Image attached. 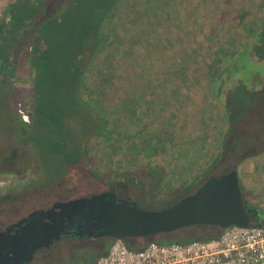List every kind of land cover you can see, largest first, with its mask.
<instances>
[{"label":"rangeland","instance_id":"rangeland-1","mask_svg":"<svg viewBox=\"0 0 264 264\" xmlns=\"http://www.w3.org/2000/svg\"><path fill=\"white\" fill-rule=\"evenodd\" d=\"M15 1L0 0V22ZM176 1L183 7L179 9V3L174 2L180 10L178 20L166 15L164 24L163 21L159 24L165 46L163 48L159 46L161 54L158 57L165 58L171 55L187 57L184 51L188 50V53L193 55V58L186 63L188 65L186 69H192L190 77L173 75V78H170L171 71L161 67L154 70L151 75L155 78L161 72L154 85L140 86L138 89L132 79L121 75L119 65L114 66L106 74L115 72L113 80H120L125 76L128 84H125V88L121 85L122 89L120 88L118 92L107 91L108 100L102 108L100 107V111L106 112L109 109L108 114L112 113L111 127L116 130V135L111 141L101 136H93L89 141L90 158L97 170L115 176L123 173L125 178L129 173L135 174L139 179L138 182L121 181L114 184L113 181H108L110 176L77 174L71 175L62 183L49 185L38 181L32 184L33 179L42 178L43 164L38 163L32 150L29 149V141L25 143L20 141L21 145L4 149V141L9 140L10 137L2 118L0 224L9 222L8 219L24 216L34 209L49 208L72 196L110 189L113 185L117 187L120 196L140 202V207L160 210L168 207L166 206L168 204H173L181 196L185 187L177 188L186 180L202 172L206 173V177L220 175L232 168L238 170L247 205L257 209L260 215L264 216L263 78L261 74L258 75V71L252 73L254 66L250 65L251 60L246 56H243L230 71H224L223 68L218 71L209 68V65L215 64L217 59L224 60V64H221L225 67L231 55L236 57V54L242 52V44L247 42L245 38L249 31L245 29L244 23H238L239 16L248 12L245 23L256 21L259 25L264 19V0H228L227 2L207 0L209 5L205 2L196 4L198 0ZM154 3L157 4L156 0L123 1L116 19L107 28L115 34L110 35L109 50L104 52L107 57H119L118 51L113 47L114 42L128 38L131 33L135 35L127 39L128 43L135 40L138 43H136L137 49L143 47L144 33L142 32L141 35L140 25L134 24L146 18L148 9ZM195 16L200 19V23H197ZM133 26L139 30L130 31L129 28ZM117 33L124 36L120 35L118 38ZM181 38L184 40V46H181ZM119 43L121 42L117 44ZM146 55L149 56L150 52ZM22 58L21 55L14 57L16 66L13 68L11 80L17 98L15 108L23 114L26 121H29L33 73L30 72L29 64ZM254 65L262 71L264 61ZM178 66L179 69L175 70L177 74L186 73L183 72L186 66L183 64ZM163 80H168L169 84L158 85ZM179 82L181 87L176 86ZM87 83V88L81 92L82 95L85 98L96 97L91 93L94 89L90 87V82ZM244 87L250 92L255 90L254 94L244 96L243 92L241 93ZM237 88L239 91L234 94ZM176 94L180 95L178 99L175 97ZM243 100L244 107L249 106L246 103L251 107L246 109L245 117L231 125L228 108L234 106L236 101ZM189 105L193 107L189 109ZM1 106L2 102L0 109ZM189 114L194 118L190 119ZM177 118L182 119L183 122L187 118L188 120L184 125ZM132 141H136L137 145H133ZM222 150H224V158L213 166V160ZM151 167L159 168L162 175L150 178L147 173ZM211 230L208 232H215ZM134 243L140 246L145 244V240L139 239ZM93 255V252H87L82 259L67 264L89 262Z\"/></svg>","mask_w":264,"mask_h":264},{"label":"trees","instance_id":"trees-1","mask_svg":"<svg viewBox=\"0 0 264 264\" xmlns=\"http://www.w3.org/2000/svg\"><path fill=\"white\" fill-rule=\"evenodd\" d=\"M123 1L16 0L0 22V102H2L0 122L3 118L10 137L9 140L4 141L5 148H3L8 150L21 145L20 141L22 143L29 141V149L32 150L38 163L43 164L44 173L40 180L33 179L32 184L38 181L49 185L62 183L71 175L77 174L110 176L108 181H113L114 184L121 181L137 183L139 180L135 174L131 173L126 178L123 173L117 176L104 174L93 164L89 149L91 137L101 136L111 141L116 135V130L111 127L112 113L108 114L109 109L106 112L100 111V107L102 108L108 100L107 91L118 92L121 85L125 88L128 77L133 80L134 86L136 85L138 89L140 86H151L161 75L159 72L155 78H152L154 70L164 67L171 71L169 77L173 78V71L179 69L178 64L186 66L183 71L185 72L188 67L186 63L191 60V57L188 50L184 51L188 57L181 56V61H178V55L158 57L161 54L159 46L162 48L165 46L159 24L162 21L164 24L166 15L178 20L180 10L174 3H179L176 0H156L157 4L150 6L146 18L134 24L140 25L141 35L142 32L144 33L141 49H137L135 40L128 43L131 36L135 35L131 33L132 35L128 38H121L120 41L114 42L113 47L118 51L119 57H107L104 52L109 50L110 35L113 33L107 28L116 19ZM201 2L209 5L207 0H198L196 4ZM178 7L183 8L180 3ZM248 15V12L241 13L238 21L240 24L244 23L245 29L249 31L247 37L245 36L247 42L242 44V52L239 55L236 54V57L231 55L229 58L231 62L227 60L225 67H223L225 61L217 59L215 64L209 65V68L212 67L216 71L222 68L224 71H230L243 56H246L251 60L250 65L254 66L252 73L258 71V75L261 74L262 88H264V68L261 71L254 65L264 61V19L259 25L256 21L246 24ZM195 20L197 23L201 22L197 16ZM135 28L133 26L129 29L134 32L139 30ZM120 35L124 36L119 33L118 38ZM183 41L181 38V46H184ZM118 42L121 43L117 44ZM233 43L236 42L233 41ZM147 52H150L149 56L146 55ZM19 55L23 56L22 59L29 64L30 72L33 73L29 121H26L23 114L15 108L17 98L11 75L16 66L14 57ZM116 65H119L121 75H126L127 78L122 76L123 79L113 80L115 72L106 74ZM146 79L147 83H145ZM87 81L94 89L91 90L92 95L94 93L96 97L85 98L82 95L81 92L87 88ZM164 83L169 84L168 80H163L158 85H164ZM238 91V88L235 89L234 94ZM242 92L244 96L252 95L255 90L250 92L244 87ZM8 103L14 104L13 107ZM243 103L244 100L236 101L234 106L228 108L231 125L245 117L246 109L251 107L248 103L246 104L249 106L244 107ZM132 144L137 145V142L132 141ZM224 155L222 150L213 160L212 165L215 166L224 158ZM147 174L150 178L162 175L157 167H151ZM207 178L209 177H206V173L202 172L186 180L181 187L177 188L185 187V191L174 202L193 193ZM137 203L140 206V202L137 201ZM169 205L172 203L166 206ZM211 229L215 232H208ZM221 232L222 230L217 226L194 225L153 237H132L125 241L130 248L140 249L151 241L162 244L187 243L194 240H210L219 237ZM139 239L145 240V244L136 246L134 242ZM113 240L114 238L111 237L81 239L75 235L61 242L56 259L44 264H67L82 259L87 252H93L94 255L90 261L83 263L91 264L108 250Z\"/></svg>","mask_w":264,"mask_h":264},{"label":"water","instance_id":"water-1","mask_svg":"<svg viewBox=\"0 0 264 264\" xmlns=\"http://www.w3.org/2000/svg\"><path fill=\"white\" fill-rule=\"evenodd\" d=\"M252 214L243 197L237 168L207 178L193 193L160 210L144 209L135 200L120 197L115 189L101 190L34 209L17 223L31 220L30 231L25 228L31 222L10 237L0 230V264L31 262L38 249L70 234L67 225L74 217L79 218L80 227L73 236L127 240L194 225H212L221 230L232 225L250 226Z\"/></svg>","mask_w":264,"mask_h":264},{"label":"built area","instance_id":"built-area-1","mask_svg":"<svg viewBox=\"0 0 264 264\" xmlns=\"http://www.w3.org/2000/svg\"><path fill=\"white\" fill-rule=\"evenodd\" d=\"M91 264H264V226L232 225L210 240L151 241L140 249L114 239Z\"/></svg>","mask_w":264,"mask_h":264},{"label":"flooded vegetation","instance_id":"flooded-vegetation-1","mask_svg":"<svg viewBox=\"0 0 264 264\" xmlns=\"http://www.w3.org/2000/svg\"><path fill=\"white\" fill-rule=\"evenodd\" d=\"M110 189H115L116 192L118 193V190H117V187L115 185H113ZM102 190H107V189H102ZM98 191H101V190H98ZM94 192H97V191H94ZM86 194V193H85ZM88 194V193H87ZM119 195V193H118ZM120 196V195H119ZM120 197H123V196H120ZM123 198H130V197H123ZM137 202V201H136ZM246 202V201H245ZM139 205V204H138ZM246 205H247V202H246ZM247 207L252 210L253 214V224H256V225H263L264 226V216H261L259 211L257 209H252L250 208L248 205ZM42 208V207H40ZM30 213V212H29ZM29 213L25 214L24 216H21L17 219H8L9 222L7 223H2L0 224V230H3L7 233V236L9 235H15V232H19L20 231V228L23 226V225H26L28 222H31V220H29L28 222H23L22 225H18L17 223L19 221H21L22 219L26 218L29 216ZM42 223V222H41ZM79 218L78 217H74L72 218L69 222H68V225H67V232H70V234H65L64 237L60 240H55L53 243L50 244L49 247H41L40 249H38L35 253V257L34 259L31 261V262H28V263H25V264H44L46 263L47 261H52L54 259H56V253L58 251V246L61 245V242H63L64 240H66L67 238H72L73 237V233L79 229L78 227V224H79ZM32 224H28L26 225V230L30 231L32 230ZM5 237V236H3ZM2 237V238H3ZM10 237V236H9Z\"/></svg>","mask_w":264,"mask_h":264},{"label":"crops","instance_id":"crops-1","mask_svg":"<svg viewBox=\"0 0 264 264\" xmlns=\"http://www.w3.org/2000/svg\"><path fill=\"white\" fill-rule=\"evenodd\" d=\"M182 55H178V61H181V59H182V57H181ZM193 56V55H192ZM191 55L189 56V57H191V59L193 58ZM188 57V56H187ZM187 57H183V58H187ZM192 69H186V73H181L180 74V72L177 74L176 72H175V70L173 71V75L174 76H178V77H181V76H184V77H190V71H191ZM163 71H165V70H163ZM180 71V70H179ZM181 83H182V80H181ZM181 83L179 82V84H177L176 83V86H178V87H181ZM189 83V82H188ZM175 97H177V99L180 97V95L178 96L177 94H176V96ZM175 101V100H174ZM193 105V104H192ZM194 106V105H193ZM193 106H188V108L189 109H191ZM175 116H176V113L174 114ZM189 116H190V119H192V117H193V115H191V114H189ZM194 118V117H193ZM177 120H179L178 118H177ZM187 120H188V118L187 119H185V122H183L182 121V119L181 120H179L180 121V123H183L184 125L186 124V122H187ZM210 123V122H209ZM173 124H175V122L173 123ZM211 124V123H210ZM211 141V140H210ZM195 157H192V159H194Z\"/></svg>","mask_w":264,"mask_h":264}]
</instances>
